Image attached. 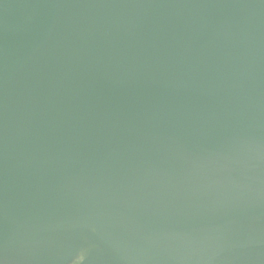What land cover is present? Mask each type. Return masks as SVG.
<instances>
[{
	"label": "water",
	"instance_id": "95a60500",
	"mask_svg": "<svg viewBox=\"0 0 264 264\" xmlns=\"http://www.w3.org/2000/svg\"><path fill=\"white\" fill-rule=\"evenodd\" d=\"M0 264H264V0H0Z\"/></svg>",
	"mask_w": 264,
	"mask_h": 264
}]
</instances>
